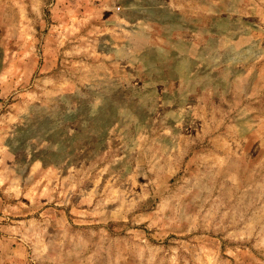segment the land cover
<instances>
[{
    "label": "rangeland",
    "instance_id": "obj_1",
    "mask_svg": "<svg viewBox=\"0 0 264 264\" xmlns=\"http://www.w3.org/2000/svg\"><path fill=\"white\" fill-rule=\"evenodd\" d=\"M0 264H264V0H0Z\"/></svg>",
    "mask_w": 264,
    "mask_h": 264
}]
</instances>
